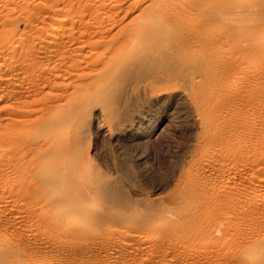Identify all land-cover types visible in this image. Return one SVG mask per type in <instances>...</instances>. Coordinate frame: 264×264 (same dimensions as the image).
I'll list each match as a JSON object with an SVG mask.
<instances>
[{
	"label": "bare ground",
	"instance_id": "bare-ground-1",
	"mask_svg": "<svg viewBox=\"0 0 264 264\" xmlns=\"http://www.w3.org/2000/svg\"><path fill=\"white\" fill-rule=\"evenodd\" d=\"M28 1L0 0V169L6 170L12 182L10 206L23 210L41 233L49 231L53 236L39 237L47 245L23 252L13 240L7 239L14 246L7 243L8 235L0 234V264H40L41 260L33 258L40 259V252L47 247L72 261H84L88 255L103 262L113 257L119 259L117 264H166L169 257L185 258L188 264L215 260V233L219 231L215 225L220 221L215 213V183L223 181L234 188L243 182L250 174L243 164L249 151L255 157L254 165L263 166L256 158L264 153V0H132L111 4L114 7L105 5L108 18L98 19V15L91 20L76 16L67 20L58 9L62 7H43L49 0H30L33 7L29 12ZM166 104L184 106L196 119L188 118L197 123L198 131L191 137L190 147L189 140L186 143L189 150L183 155V159L188 156L192 171L187 170L185 190L168 196L169 204L163 198L164 204L151 201L144 206L141 200L127 199L115 190L114 179L91 163L87 136L92 127L105 128L104 133L116 145L112 146V171L123 173L130 166L129 158L135 165H146L141 143L143 148L148 145L146 156L158 154L151 144L160 134L149 127H153L154 113ZM175 112L176 108L173 113L177 115ZM121 155H126L128 163ZM149 161V166L153 165ZM137 171L133 172L138 175ZM92 197L98 199V205ZM222 198L217 199L228 200ZM2 203L1 208L10 212L8 203ZM143 209L147 218H131ZM261 219L260 229L264 226ZM91 230L96 231V238L83 245L76 242ZM27 236L17 231L15 240H27ZM254 236L243 238L253 249L245 246L226 257L238 264H264V235L256 237L258 240ZM200 242L206 248H201ZM25 251L31 253V262L23 256Z\"/></svg>",
	"mask_w": 264,
	"mask_h": 264
},
{
	"label": "rangeland",
	"instance_id": "rangeland-1",
	"mask_svg": "<svg viewBox=\"0 0 264 264\" xmlns=\"http://www.w3.org/2000/svg\"><path fill=\"white\" fill-rule=\"evenodd\" d=\"M64 0H49V2H45L44 1V3H46L47 5L46 6H43V7H47V10H51V8L52 7H62V9L61 8H58V9H60V11H61V13H64L63 14V16H66L67 17V20H71V19H73V20H75V17L74 16H76L77 17V19L78 18H83L84 20H91V19H93V17L94 18H96V16H98L97 18L98 19H105L104 18V16H106V18H108V15L107 14H109V9H107L108 7H114V6H112L111 4H116L115 6H117V5H119L120 3L119 2H122L121 4H127V3H132V0H122V1H120V0H115V1H110V0H98V2L100 3V5L99 4H97L98 2H95V1H97V0H74V1H72V0H65L64 2H65V4H64V2H63ZM84 1H86L85 3H83ZM90 1V2H89ZM104 1H107L105 4L103 3ZM127 2V3H125V2ZM135 1H137V0H133V2H135ZM81 2V3H80ZM94 4V6H93V9H94V7H95V9L93 10L92 9V6L91 5H93L92 3ZM109 2V3H108ZM138 2L139 3H142L143 2V0H138ZM30 3V4H29ZM59 3H62V4H60V5H62V6H59ZM70 3V7L68 6V4ZM80 3V4H79ZM89 3H90V5H89ZM101 3H103V4H101ZM108 3V4H107ZM67 7L68 6V8H66L64 5ZM75 4V5H74ZM25 5H27V8H28V10H29V12H32V7H33V4H32V2H30V0L28 1V2H26L25 3ZM57 5V6H56ZM74 5V6H73ZM78 5V6H77ZM80 5V6H79ZM96 5H97V7H96ZM98 5L101 7V10H100V8L98 7ZM105 5H108V7L106 6L105 7ZM109 5H111V6H109ZM83 6V9L82 8H79V7H82ZM48 7H50V8H48ZM72 7H73V9H72ZM30 8V9H29ZM99 8V9H98ZM105 10H104V9ZM57 9V10H58ZM64 9V11L67 9V10H69L68 12H67V10H66V13L64 12V11H62ZM85 9V10H84ZM107 9V10H106ZM80 10V11H79ZM79 11V12H78ZM88 12V14H83L84 12L85 13H87ZM98 11H104L103 12V14H102V12H101V15H100V12H98ZM106 11V12H105ZM111 11V10H110ZM77 12L79 13V14H77ZM81 12H83V13H81ZM91 12V14H89ZM96 12H98V13H96ZM112 12V11H111ZM94 13V15L93 16H91L92 14ZM106 15H105V14ZM67 14H69V15H67ZM77 14V15H76ZM89 15V17H87ZM83 16H86V18L85 17H83ZM102 16V17H101ZM66 17H65V19H66ZM91 17V18H90ZM169 106V107H168ZM179 107V108H178ZM180 107H181V109H180ZM172 108V109H171ZM175 108H176V112L175 113H177V115L175 114L174 115V111H175ZM178 108V109H177ZM162 109H164V110H162ZM162 109L161 108H159L157 111L158 112H160V113H158L157 111H156V113H154V115H153V117H152V119H151V121L153 122H150V123H152V125L150 124V126H153V127H149L150 128V130H156V133L155 134H157L158 132H159V134L160 135H155L154 137L156 138V137H160L158 140H159V142H158V140H157V138L155 139V138H153V142H152V144L151 145H154L153 146V149L155 150V149H157V150H155V154L156 153H158L157 155H159L158 156V158L156 157L157 155H154V152H152L153 153V156L150 154L149 155V157L150 156H152V157H148V156H146V153L148 152L147 151V146L148 145H145L146 147H144L143 148V146H144V144L143 143H141L142 145V147H140V144H138L137 145V150L141 153V150L143 149V151L144 152H142V155L143 156H145L146 158L144 159L146 162H145V164L147 165H144L143 163H140V164H138V162H137V164L136 165H140L139 166V168L138 167H136V169H135V163H136V161L133 159V161H135V162H132V158H129V163H128V158L127 157H130L128 154H126L127 155V157H126V155L125 156H123V155H121L122 157H123V159H121L122 161H124V162H126V163H128V164H130V166L129 167H127V169L125 170V171H123V173L122 172H120V171H116V170H114L113 169V171H112V162H113V159H112V157H113V153L112 152H115V147H112V146H114L115 144H113V142H112V140H111V138L108 136V135H106V133H104V131H105V128L104 127H102V129H101V127L99 128V129H97V127H92V128H90V130H89V133H88V136H87V141H86V146H87V150H88V154H89V157H90V161H91V163L94 165V166H96L97 167V169H101V171H103V172H105L106 174H108V175H110L111 176V178L112 179H114V181L112 182V186H113V188L115 189V190H119V191H121V192H123V194L125 195V197L127 198V199H132V200H136V198H137V201H140L141 200V204H145L144 206H147V204H148V206L151 204L150 202L152 201L153 203L154 202H156L155 204H164L165 202V200H163V198L165 199H169V197H175L177 194L179 195V193H181L183 190H185V185H186V182H184V181H186L185 179H186V174H187V172L190 170V171H192V168H190L189 166H188V162H189V158H187L186 157V155H188V154H186L185 155V157L187 158V160H186V158H184L183 159V155H184V151H185V153H188L187 151L189 150V147H190V139H191V137L192 136H194L196 133H197V131H198V126H197V123H196V125L194 124L195 122H196V119L194 118V116L192 117L191 115V113L189 112V111H187V108L186 107H184L183 106V108H182V106L180 105H173V104H166V106L164 105V107H162ZM184 109V110H183ZM186 109V110H185ZM166 110H168V111H166ZM169 110H170V112H169ZM181 110H183L182 112H186V114L184 115V113H182L181 112ZM162 111V112H161ZM166 111V112H165ZM173 111V112H172ZM169 112V113H168ZM173 114H172V113ZM181 112V113H180ZM160 114V115H155V114ZM162 113H163V115H166V116H162ZM166 113H168V115L166 114ZM170 113H171V115H173V116H171L170 115ZM180 113V114H179ZM170 115V116H169ZM183 115V116H182ZM187 115V116H186ZM156 116H157V119H156ZM167 116H169L168 118H167ZM179 116V117H178ZM189 116L190 117H192V119H193V121L195 120V122H193L191 119H188L189 118ZM160 117V118H159ZM166 117V118H165ZM172 117V118H171ZM175 117H176V119H175ZM164 118V119H163ZM179 118L181 119V120H179ZM158 119H160V120H158ZM165 119H166V121H165ZM174 119V120H173ZM154 120H156V121H154ZM158 120V121H157ZM168 120V121H167ZM171 120V121H170ZM190 121H192V122H190ZM155 122L157 123V124H155ZM188 122H190V124H188ZM159 123V124H158ZM192 123V124H191ZM157 126H155V125ZM191 125V126H190ZM155 126V127H154ZM190 126V127H189ZM197 126V127H196ZM195 127H196V130H195ZM159 128V129H158ZM95 129V130H94ZM104 129V130H103ZM194 129V130H193ZM92 130H94L93 132H92ZM98 130V131H97ZM160 130V131H159ZM100 131V132H99ZM94 132H96V134H93ZM101 132H102V134H104V136L101 134ZM106 132V131H105ZM196 132V133H195ZM100 133V134H99ZM195 133V134H194ZM91 134V135H90ZM90 136V137H89ZM106 136H107V138L109 139L108 141H107V139L105 140V138H106ZM96 137V140L94 139ZM105 137V138H104ZM164 137V138H163ZM104 138V139H103ZM193 138V137H192ZM95 141H94V140ZM99 140H100V143H99ZM103 140V141H102ZM188 140H189V142H188ZM192 140V139H191ZM108 143H107V142ZM112 142V145L110 144L111 142ZM158 143H157V142ZM163 141H164V143H163ZM96 142V144H94ZM104 142H105V144H104ZM188 142V143H187ZM94 144V146H92V145H90V144ZM107 143V144H106ZM154 143V144H153ZM155 143H157L156 145H157V147L159 148H157L156 147V145H155ZM186 143H187V145L189 146H186ZM108 145V146H107ZM88 146H89V148H88ZM90 146H92V148H90ZM97 146V147H96ZM110 147V149L108 150L107 149V147ZM116 146V145H115ZM186 146V147H185ZM106 149H105V148ZM138 147H140L141 148V150L138 148ZM156 147V148H155ZM188 147V148H187ZM94 148H96V150L98 151V153H97V151L94 149ZM113 148V149H112ZM184 148H186L185 150H184ZM93 149V150H92ZM104 149V150H103ZM162 149V150H161ZM90 150H92V151H90ZM108 152H107V151ZM111 150V151H110ZM153 150V151H154ZM159 150V151H158ZM102 151V152H101ZM103 151H104V153H103ZM106 151V152H105ZM156 151H158V152H156ZM183 151V152H182ZM166 152V153H165ZM101 153V154H100ZM162 153V154H161ZM181 153H182V155H181ZM109 156H108V155ZM111 154V155H110ZM195 154V153H194ZM194 154L192 155V157L194 156ZM248 155H247V159H246V161L243 163L244 165H245V169H246V171H248L250 174H248V172H247V176H246V181H244L243 180V182H240V183H238L239 185V187L237 186H234V188L233 187H231L230 185L228 186L227 184H229V183H224L223 181L222 182H216L215 183V193L217 194H215L216 196H215V213H216V217H217V219L218 220H220L219 221V224H216L215 226H217V225H219V231H218V234H217V232L215 233V260H212V261H207L206 262V264H238V263H235V261L236 260H234L233 258H229V257H226V256H230V255H234L235 253H238L239 251H241L245 246L247 247V246H249V249H253V245L251 246V248H250V245H251V242L250 243H248V244H245V243H243V238L246 236V237H249V235H250V237L252 238V235L254 236L255 234H256V236H254L253 238L255 239L256 237H259V238H261L263 235H264V226L262 227V229H260V227L258 226V224H259V222H258V220H260V218H262L261 220H264V206H262L263 204H264V191H263V189H264V179H261L260 180V178H264V153H263V156L261 157L260 155L259 156H257V158L256 159H261L262 161H263V166H260L261 168H258V167H256L255 165H254V163L252 162L253 161V159H255V157L253 158V156L254 155H252V151L250 152H248L247 153ZM99 155H101V156H99ZM252 155V156H251ZM104 157V158H101V157ZM155 156V157H154ZM179 156L180 157H182V158H179ZM97 157V158H96ZM122 157H120V158H122ZM124 157H125V160H124ZM164 157V158H163ZM251 157V158H250ZM94 158H96V159H94ZM101 158V159H100ZM127 158V159H126ZM152 158H154V159H152ZM246 158V157H245ZM249 158L250 159H252V160H249ZM103 159H105L106 160V163H105V160H103ZM109 160V162H107L108 160ZM110 160H111V162H110ZM127 160V161H126ZM148 160V161H147ZM149 160H152V162H154L153 163V165H151V166H149L150 164H148V162L150 163V161ZM178 160V161H177ZM249 160V161H248ZM104 161V162H103ZM130 161H131V163H130ZM187 161V162H186ZM255 161V160H254ZM152 162H151V164H152ZM102 165H101V164ZM103 163H104V165H105V167H108L107 168V170L104 168V165H103ZM249 164V166H248V164ZM110 164V166H108ZM132 164H134L135 166H133ZM143 166H142V165ZM107 165V166H106ZM174 165H176V167L174 166ZM131 166H133L132 168L135 170V171H137V172H141V170H143V168H144V170L141 172V174H139L138 173V175L140 176V178L144 175V173H147V174H149V175H144L143 177H145V180H144V178L142 179H137L139 176L137 175V173H134L133 171L134 170H132V168H131ZM148 166H149V168H148ZM156 166V167H155ZM184 166V167H183ZM186 166V167H185ZM248 166V167H247ZM251 166V167H250ZM101 167H103V169L101 168ZM150 167L152 168V169H150ZM263 167V168H262ZM138 168V169H137ZM148 168V169H147ZM176 168V169H175ZM190 168V169H189ZM111 169V170H110ZM130 169V170H129ZM153 169H155V170H153ZM252 169V171H250ZM147 170V171H146ZM150 170V172H148ZM176 170V171H175ZM179 170V171H178ZM182 170H183V172H182ZM188 170V171H187ZM261 170H263L262 172H261ZM4 171V169H0V174H4L2 177L0 176V201L2 202H4V203H8L7 205H8V207L11 205L10 204V202L9 201H12V198H13V196H12V189H11V187L12 186H10V185H12V182L8 179V177H7V174H6V170L4 171V173H2ZM127 171V172H126ZM172 171H174L175 172V174H174V172L172 173ZM177 171H178V173H177ZM254 171V172H253ZM112 172H114V173H112ZM135 174V176H134V174ZM180 173H181V175L183 176H181L180 177ZM183 173V174H182ZM131 174H133L132 176H130ZM152 174V175H151ZM179 174V175H178ZM254 174V175H253ZM257 174H258V176H257ZM122 175V176H121ZM178 175V176H177ZM121 176V177H120ZM129 176H130V179H129ZM136 176H138V177H136ZM148 176H149V178L150 179H148ZM176 176H177V179H176ZM5 177V178H4ZM114 177V178H113ZM119 177V178H118ZM124 177H125V179H124ZM133 177V178H132ZM174 177H175V179H174ZM180 177V178H179ZM259 177V178H258ZM147 178V179H146ZM248 178V179H247ZM256 178H258V180L260 181V182H258L257 181V179ZM3 179V180H2ZM126 179H128V180H130V181H126ZM136 179H137V181H136ZM180 179V180H179ZM143 182H142V181ZM147 180H148V182H147ZM176 180V181H175ZM253 180V181H252ZM255 180V181H254ZM132 181H133V183H134V185L135 186H137V187H135L134 185H132L133 183H132ZM136 181V182H135ZM144 181H145V183H144ZM149 181H151V182H149ZM180 181V182H179ZM183 181V183H181ZM252 182V184L251 183H249V182ZM10 182V183H9ZM123 182L124 183H126V186H125V184L123 185ZM128 182H130L129 184H128ZM174 182V183H173ZM175 182H177V183H175ZM256 184V185H254V183ZM6 183V184H5ZM149 183H150V185H149ZM220 184H221V186H220ZM251 184V185H250ZM259 184V185H258ZM261 184V185H260ZM263 184V185H262ZM183 185V186H182ZM217 185V186H216ZM218 185H219V187H218ZM223 185V186H222ZM253 185V186H252ZM8 186V187H7ZM131 186V188H133L132 190H130L131 188H128V187H130ZM132 186H134V187H132ZM140 186L142 187V189L140 188ZM145 188H144V187ZM147 186L149 187V190L151 191H149L148 190V188H147ZM182 186V187H181ZM224 186H226L225 188L226 189H224ZM242 186H244V189L242 188ZM262 186V188L263 189H261L260 187ZM151 187H152V189L154 188V190H152L151 189ZM221 187H223V189H221L220 190V188ZM230 189H229V188ZM6 188V189H5ZM137 188V189H136ZM140 188V189H139ZM143 188L145 189V191L143 190ZM218 188V189H217ZM126 189V190H125ZM138 189H139V193H137L138 192ZM147 189V190H146ZM234 189V190H233ZM238 189V190H237ZM243 189V190H242ZM255 189V190H254ZM4 190L5 191H7L6 193L4 192ZM133 190H135V192L133 191ZM142 190V191H141ZM229 190V191H228ZM246 190V191H245ZM248 190H250L251 192H249ZM126 191H127V193H126ZM152 191H154L155 192V194H154V192L152 193ZM219 193H221V194H218V192ZM244 193H243V192ZM129 192H131V195L129 194ZM140 192H141V195H138V194H140ZM144 194H143V193ZM148 192H150V193H148ZM223 192H225V193H223ZM234 192H235V194H234ZM237 192V193H236ZM260 192V193H259ZM2 193H5L4 194V196H3V194ZM132 193H134V194H132ZM152 193V194H151ZM227 193H229V195H226ZM250 193H252V194H250ZM259 193V194H258ZM263 193V194H262ZM129 194V195H128ZM135 194H137L138 195V197H136L137 195H135ZM144 196H143V195ZM157 194V195H156ZM233 196H232V195ZM242 194V195H241ZM246 194V195H245ZM257 194V195H256ZM127 195V196H126ZM150 195V196H149ZM164 195H166L167 197H164ZM255 195H256V197H255ZM261 195V196H260ZM132 198H131V197ZM159 196V197H158ZM232 196V197H231ZM235 196H237V197H235ZM238 196H240V197H238ZM249 196V197H248ZM253 196V197H252ZM149 197H151L150 199H149ZM154 197H156L155 199L157 200V201H154L155 199H154ZM161 197H162V199H161ZM224 197H227L228 198V200H226V199H223ZM230 197H231V199H230ZM233 197H234V199H233ZM258 197H262V201H261V199L260 198H258ZM217 198H222L223 200H225L224 202L223 201H219ZM236 198V199H235ZM239 198V199H238ZM92 199V202L93 203H95L96 205H98V199L96 198V197H92L91 198ZM250 199H255V200H253V202L252 201H250ZM33 200H35V199H32L31 200V202H33ZM163 200V201H162ZM170 200V199H169ZM169 200L168 201H166V203L165 204H169ZM248 200V201H247ZM258 200V201H257ZM228 201V202H227ZM235 201V202H234ZM255 201V202H254ZM261 201V202H260ZM263 202V203H262ZM4 203H2V204H4ZM242 203V204H241ZM253 203H255V204H253ZM261 203V204H260ZM199 204H201V203H199ZM251 204V205H250ZM257 204V205H256ZM222 205V206H221ZM233 205H235V206H233ZM26 206V205H25ZM199 206H202V205H199ZM262 206V207H261ZM2 206H0V208H1ZM21 207V206H20ZM24 207V206H23ZM249 207H251V208H249ZM253 207V208H252ZM256 207V208H255ZM9 208H11L9 211L10 212H7V211H4L3 210V208H1L0 209V217H1V214H2V219L0 220V234H2L3 235V237H5L6 235H8V237L6 236V241H7V243L9 244V245H12V246H14V244H15V246H17L18 248H21L22 249V251L24 252V250H26L25 248H27V250L28 251H31L32 249H35L36 247H39V246H41V244H42V246H43V244H44V246L45 245H47V244H45V243H43L40 239H43L44 237H46V236H48V237H52L53 235H51V234H49L50 232L49 231H44V233H41L40 232V228H38L37 227V225H36V222L34 221V220H31L27 215H25V213H24V211L23 210H21V209H18V208H16L15 207V205H12V207L10 206ZM22 208V207H21ZM25 208V207H24ZM236 208V209H235ZM237 208H239V209H237ZM235 209V210H234ZM255 209V210H254ZM258 209V210H257ZM263 209V210H262ZM235 212H234V211ZM239 210V211H238ZM242 210V211H241ZM245 210V211H244ZM230 211V212H229ZM257 213H256V212ZM260 211V212H259ZM14 212H15V214H14ZM244 214H243V213ZM9 214V215H6V214ZM11 213H13L12 215H16V216H12V215H10ZM20 213V214H19ZM24 213V214H23ZM238 214V215H236V214ZM248 213H249V215H248ZM251 213V214H250ZM3 214H5V215H3ZM231 216H230V215ZM242 214V215H241ZM257 214V215H256ZM260 214V215H259ZM25 215V216H24ZM240 215V216H239ZM262 215V216H261ZM18 216V217H17ZM23 216V217H22ZM240 218H238V217ZM11 219H10V218ZM24 217H26V218H24ZM148 217V215H145V213H144V209H143V212L142 211H140L139 212V214L138 215H133L131 218L133 219V220H135V219H144V218H147ZM6 218V219H5ZM15 218V219H14ZM17 218V219H16ZM130 218V219H131ZM256 218V219H255ZM258 218V219H257ZM21 219H22V221H21ZM24 219V220H23ZM79 220H81V221H83V219H80V218H78ZM242 219V220H241ZM246 219H247V221H249V222H253V224H252V222L251 223H249V222H247L246 221ZM12 220V221H11ZM21 221V222H23V223H21V222H19V221ZM28 220V221H27ZM78 220V221H79ZM235 220V221H234ZM251 220V221H250ZM254 220V221H253ZM10 221V222H9ZM80 221V222H81ZM236 221H237V223H236ZM242 221V222H241ZM246 221V222H245ZM17 222V223H16ZM26 222V223H25ZM35 222V223H34ZM223 222H224V224H223ZM240 222V223H239ZM30 223V224H29ZM32 223V224H31ZM226 223H227V225H226ZM242 223V224H241ZM16 224H17V226H16ZM18 224H20V225H18ZM28 224V225H27ZM230 224V225H229ZM235 224H238V225H235ZM251 224V225H250ZM255 224H257V226L255 227ZM24 225V226H23ZM35 225V226H34ZM222 225V226H221ZM242 225V226H241ZM3 226V227H2ZM235 226H237V228L235 227ZM245 226V227H244ZM249 226V227H248ZM250 226H252V227H250ZM253 226H254V228H253ZM12 227V228H11ZM14 227V228H13ZM29 229H28V228ZM236 229H235V228ZM243 227V228H242ZM257 227H258V229H257ZM7 228H9V229H7ZM225 228V229H224ZM244 228H245V230H244ZM1 229H2V231H1ZM17 229H19V230H17ZM242 231H240V230ZM243 229V230H242ZM257 229V230H256ZM232 230H233V232H232ZM251 230V231H250ZM261 230V232H259V231ZM4 231V232H3ZM17 231L18 232H21V234H26V235H29V236H27L28 237V239L27 240H20V241H18V240H15V238H16V235H17ZM223 231V232H222ZM242 233V235H241V239L239 238V236H240V232ZM244 231V232H243ZM253 231V232H252ZM24 232V233H23ZM27 232V233H26ZM38 232V233H37ZM237 232V233H236ZM246 232V233H245ZM249 232V233H248ZM252 232V234H250ZM255 232V233H254ZM6 233V234H5ZM244 233V234H243ZM249 235H248V234ZM261 233V234H260ZM14 234V235H13ZM32 234V235H31ZM39 234L41 235V236H39ZM47 234V235H46ZM97 233H96V231H93V230H91V232L90 231H86L85 233H83L81 236H80V239H77V243H79L80 242V244H87L88 242H91L94 238H96L97 237V235H96ZM226 234V235H225ZM233 236H232V235ZM246 234V235H245ZM259 234V235H258ZM35 237H34V236ZM236 235V236H235ZM261 235V236H260ZM10 236V237H9ZM33 237V238H31V237ZM232 236V237H231ZM39 237H40V239H39ZM223 237V238H222ZM231 237V238H230ZM11 238H13V239H11ZM239 238V239H238ZM10 239V240H13V241H11L12 243L13 242H15L14 244H12V243H9L10 242V240H9V242H8V240ZM39 239V240H38ZM45 239V238H44ZM89 239V240H88ZM221 239V240H220ZM254 239H253V241H254ZM257 239V238H256ZM219 240H220V242H219ZM223 240V241H222ZM228 240V241H227ZM242 240V241H241ZM258 240V239H257ZM17 241V242H16ZM26 241H27V243H26ZM32 241H33V243H32ZM39 241V242H38ZM40 241H41V243H40ZM57 241V240H56ZM55 241V242H56ZM239 241V242H238ZM227 242V243H226ZM230 242V243H229ZM23 243H25L24 245H28L29 247H26V246H22L23 245ZM35 243V244H34ZM39 243L40 245H37V244ZM236 243V244H235ZM20 244V245H19ZM30 244V245H29ZM224 244V245H223ZM226 244L228 245V246H226ZM252 244H255V243H253L252 242ZM198 245V243H196V246ZM218 245V246H217ZM229 245H230V247H229ZM232 245V246H231ZM20 246H22V247H20ZM31 246V247H30ZM199 246L202 248H204L205 246H204V242H202V244H201V242L199 243ZM211 246V244H209V247ZM235 247V248H234ZM31 248V249H30ZM206 248V247H205ZM223 248H224V250H223ZM230 250H229V249ZM234 248V249H233ZM30 249V250H29ZM48 247L45 249H43V251L42 252H40V256H41V258L40 259H37V258H33V259H36V260H41V263L42 264H80L81 262V264H96V263H102V264H117L118 262H119V259H115V258H113V257H111V258H109L110 260H113V261H110V260H107V261H109V262H107V261H101V260H99L98 258H96L95 257V259H94V256H92V255H88L87 257H84V261H83V258L82 259H79V261L78 260H73L72 261V259L71 258H66V257H64L62 254H60V253H57V252H51L50 250H48ZM223 250V251H222ZM237 250V251H236ZM27 251V253H28V255L26 254V251H25V253H23V256H26L27 255V257L26 258H28L29 260L28 261H30V259L31 258H29L30 257V255H29V253L30 252H28ZM235 251V252H234ZM47 252V253H46ZM51 252V253H50ZM221 252V253H220ZM58 254V255H56V254ZM224 253H226V254H224ZM26 254V255H25ZM31 254V253H30ZM49 254L50 255H52V257L51 256H49ZM60 254V255H59ZM46 255V257H44ZM55 255V256H54ZM62 255V256H61ZM219 255V256H218ZM43 256V257H42ZM50 257V258H48V257ZM223 257V258H222ZM45 258V259H44ZM47 258H48V260H47ZM87 260H86V259ZM113 258V259H112ZM173 258H177V257H169V258H166L167 260V262H166V264H188L187 262H186V259L185 258H182V257H178L176 260H178L177 262L173 259ZM221 260H220V259ZM228 258V259H227ZM70 259V260H69ZM90 259V260H89ZM117 261H115V260ZM183 259H185V260H183ZM224 259V260H223ZM226 259V260H225ZM233 259V260H232ZM36 260H33V261H36ZM43 260H45L44 262H42ZM49 260H51V261H49ZM57 260V262H55ZM72 261V262H69V261ZM82 260V261H81ZM95 260V261H94ZM232 260V261H231ZM39 261H36V262H39ZM47 261H49V262H47ZM54 263H53V262ZM67 261V262H66ZM85 261H87V262H85ZM94 261V262H93ZM98 261V262H97ZM170 261H172V262H170ZM181 261H183V262H181ZM31 262V261H30ZM45 262H47V263H45ZM62 262V263H61ZM65 262V263H64ZM78 262V263H77ZM85 262V263H84ZM107 262V263H106ZM35 263V262H34ZM40 263V262H39ZM40 263V264H41ZM36 264V263H35Z\"/></svg>",
	"mask_w": 264,
	"mask_h": 264
}]
</instances>
